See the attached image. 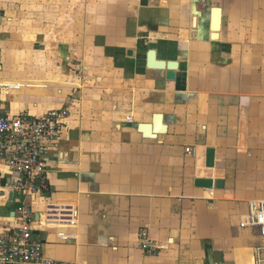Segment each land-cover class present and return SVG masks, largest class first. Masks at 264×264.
Segmentation results:
<instances>
[{
	"label": "crops",
	"instance_id": "obj_1",
	"mask_svg": "<svg viewBox=\"0 0 264 264\" xmlns=\"http://www.w3.org/2000/svg\"><path fill=\"white\" fill-rule=\"evenodd\" d=\"M150 49L178 63L173 80ZM0 94L10 114L68 109L30 201L45 256L252 264L261 240L241 217L264 200V0H0ZM49 204L76 223L46 222Z\"/></svg>",
	"mask_w": 264,
	"mask_h": 264
},
{
	"label": "built area",
	"instance_id": "obj_2",
	"mask_svg": "<svg viewBox=\"0 0 264 264\" xmlns=\"http://www.w3.org/2000/svg\"><path fill=\"white\" fill-rule=\"evenodd\" d=\"M68 109H51L39 116L27 111L6 113L0 94V172L5 190L1 194L11 206L0 219V264H85L53 259L43 254V243L34 234L36 211L32 197L48 189V152L65 125ZM190 152V148H186ZM10 193L12 195L10 196ZM44 220L74 225L76 209L71 204L48 205ZM39 216H42L39 212ZM40 219V217H39ZM245 227L258 229L260 244L252 248V264H264V200H252L241 217ZM147 250L154 245L141 233Z\"/></svg>",
	"mask_w": 264,
	"mask_h": 264
},
{
	"label": "water",
	"instance_id": "obj_3",
	"mask_svg": "<svg viewBox=\"0 0 264 264\" xmlns=\"http://www.w3.org/2000/svg\"><path fill=\"white\" fill-rule=\"evenodd\" d=\"M146 0H142V3H145ZM220 8L215 7L214 10L218 11ZM216 26L220 29L221 25V15H219L218 21H216ZM213 26V22H212ZM217 34V33H216ZM148 55L150 56V60L152 61V64L154 66L158 67H166V78L169 80H173L175 78V69L178 66V63L176 61H163V60H158L155 61V50L150 49L148 51ZM214 149L213 148H207L206 150V166L207 167H212L214 165ZM215 185L216 187H223V181L218 179L217 181L213 182V179L210 178H197L195 180V185L197 186H202V187H211L212 185ZM12 193H10V196ZM36 219H39V213H36ZM34 233H38L37 231H34Z\"/></svg>",
	"mask_w": 264,
	"mask_h": 264
}]
</instances>
